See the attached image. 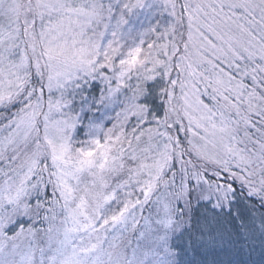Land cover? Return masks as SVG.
<instances>
[{"label": "snow or ice", "instance_id": "6c2138e0", "mask_svg": "<svg viewBox=\"0 0 264 264\" xmlns=\"http://www.w3.org/2000/svg\"><path fill=\"white\" fill-rule=\"evenodd\" d=\"M221 253L264 264V0H0V264Z\"/></svg>", "mask_w": 264, "mask_h": 264}, {"label": "trees", "instance_id": "16d2710c", "mask_svg": "<svg viewBox=\"0 0 264 264\" xmlns=\"http://www.w3.org/2000/svg\"><path fill=\"white\" fill-rule=\"evenodd\" d=\"M257 208H259V205H256ZM22 219H26V218H22ZM258 256V252L253 254V259H255ZM244 258L247 259V252H245ZM216 259L217 261H226L229 259V257L227 255H225L224 253H221L219 256H213V255H209L208 256V264H212L213 260Z\"/></svg>", "mask_w": 264, "mask_h": 264}]
</instances>
